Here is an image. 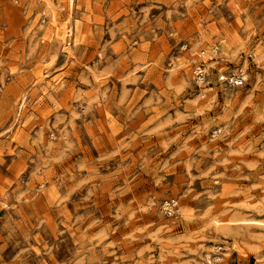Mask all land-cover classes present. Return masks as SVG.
Listing matches in <instances>:
<instances>
[{
  "label": "rangeland",
  "instance_id": "374dc122",
  "mask_svg": "<svg viewBox=\"0 0 264 264\" xmlns=\"http://www.w3.org/2000/svg\"><path fill=\"white\" fill-rule=\"evenodd\" d=\"M0 264H264V0H0Z\"/></svg>",
  "mask_w": 264,
  "mask_h": 264
},
{
  "label": "built area",
  "instance_id": "2783aa9c",
  "mask_svg": "<svg viewBox=\"0 0 264 264\" xmlns=\"http://www.w3.org/2000/svg\"><path fill=\"white\" fill-rule=\"evenodd\" d=\"M236 82H238V80Z\"/></svg>",
  "mask_w": 264,
  "mask_h": 264
}]
</instances>
